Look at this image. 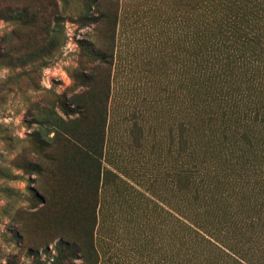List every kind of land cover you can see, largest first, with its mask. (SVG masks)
Listing matches in <instances>:
<instances>
[{"label":"rangeland","instance_id":"374dc122","mask_svg":"<svg viewBox=\"0 0 264 264\" xmlns=\"http://www.w3.org/2000/svg\"><path fill=\"white\" fill-rule=\"evenodd\" d=\"M4 6L25 7L37 23L0 20V264H54L58 242L86 241L93 199L80 196L79 170L64 177L69 144L60 138L48 147L46 134L56 118L76 119L62 106L90 103L106 88L102 162L120 179L100 190L97 263L175 264L191 37L206 24L208 0H0ZM71 262L93 264V253Z\"/></svg>","mask_w":264,"mask_h":264},{"label":"trees","instance_id":"16d2710c","mask_svg":"<svg viewBox=\"0 0 264 264\" xmlns=\"http://www.w3.org/2000/svg\"><path fill=\"white\" fill-rule=\"evenodd\" d=\"M208 8L204 28L191 37L190 140L182 139L187 162L176 173L175 264H264V0H208ZM0 20L37 23L23 6L0 8ZM108 91L102 89L90 103L62 106L76 119L58 117L46 134H53L48 147L60 138L69 144L64 177L70 181V173L79 170L80 196L93 199L86 241L58 242L54 264H72L82 252L93 253L98 264L100 190L110 177L120 179L102 162ZM83 121L85 128L70 130Z\"/></svg>","mask_w":264,"mask_h":264}]
</instances>
